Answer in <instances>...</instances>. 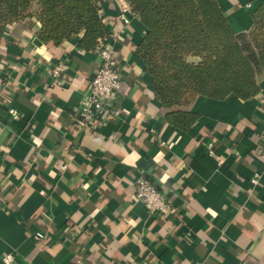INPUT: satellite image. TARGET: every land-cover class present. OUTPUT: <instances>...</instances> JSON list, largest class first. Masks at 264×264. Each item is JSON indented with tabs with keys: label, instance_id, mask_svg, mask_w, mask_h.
<instances>
[{
	"label": "crops",
	"instance_id": "0c3cea01",
	"mask_svg": "<svg viewBox=\"0 0 264 264\" xmlns=\"http://www.w3.org/2000/svg\"><path fill=\"white\" fill-rule=\"evenodd\" d=\"M219 2L234 32L264 11V0ZM100 14L120 83L116 114L90 127L79 108L102 61L97 49L79 37L44 43L36 18L0 39V264L8 252L12 264H264V77L249 98L198 96L186 107L197 119L178 128L137 52L139 15L128 0H101ZM60 61L68 68L53 84ZM139 173L167 196L168 211L150 214L135 200Z\"/></svg>",
	"mask_w": 264,
	"mask_h": 264
},
{
	"label": "trees",
	"instance_id": "16d2710c",
	"mask_svg": "<svg viewBox=\"0 0 264 264\" xmlns=\"http://www.w3.org/2000/svg\"><path fill=\"white\" fill-rule=\"evenodd\" d=\"M146 28L137 52L152 76L167 119L187 129L198 117L186 109L198 96H254L264 77V11L249 31L234 32L219 0H128ZM101 0H0V39L6 28L36 18L38 37L60 45L79 37L98 49L110 35Z\"/></svg>",
	"mask_w": 264,
	"mask_h": 264
},
{
	"label": "built area",
	"instance_id": "2783aa9c",
	"mask_svg": "<svg viewBox=\"0 0 264 264\" xmlns=\"http://www.w3.org/2000/svg\"><path fill=\"white\" fill-rule=\"evenodd\" d=\"M127 10L128 8H123L124 12ZM123 21L126 24L129 23V19L125 16ZM110 40V35L99 39L97 50L102 61L79 108L80 123L87 127L92 126L98 118L117 112L115 98L120 83V72L114 60L116 49ZM67 68V63L60 61L50 69V74L54 78L53 84L59 82L58 78ZM10 112L14 118L18 117V112L15 109H11ZM258 156L264 164V143L258 148ZM260 177L261 173L256 171L250 180L251 183L257 184ZM135 186V200L143 203L150 214H163L170 209L167 196L145 174H138ZM9 255L12 259L6 261L5 258ZM13 262V253L8 252L4 255L3 264H12Z\"/></svg>",
	"mask_w": 264,
	"mask_h": 264
},
{
	"label": "clouds",
	"instance_id": "9594fccd",
	"mask_svg": "<svg viewBox=\"0 0 264 264\" xmlns=\"http://www.w3.org/2000/svg\"><path fill=\"white\" fill-rule=\"evenodd\" d=\"M37 24H39V21H37ZM10 27H11V26H10ZM65 43H67V41H65ZM37 51H43V49H42V48H38ZM56 114H57V113H53L54 116H55ZM37 142H39V141H37ZM133 155H134L135 157L137 156V154H136L135 152L133 153ZM161 155H162V153H157V155L154 157V159L159 160V159L161 158ZM170 174H171L170 172H165V173H164V176L161 177V179H162V180L167 179L168 175H170ZM85 187H87V185H85ZM5 259H6V261H10L12 258H11V256L9 255V256L6 257Z\"/></svg>",
	"mask_w": 264,
	"mask_h": 264
}]
</instances>
